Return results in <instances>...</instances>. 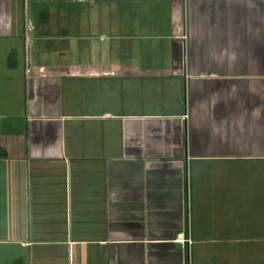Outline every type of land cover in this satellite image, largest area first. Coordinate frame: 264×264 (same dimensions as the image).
Returning a JSON list of instances; mask_svg holds the SVG:
<instances>
[{"label": "crops", "instance_id": "obj_1", "mask_svg": "<svg viewBox=\"0 0 264 264\" xmlns=\"http://www.w3.org/2000/svg\"><path fill=\"white\" fill-rule=\"evenodd\" d=\"M0 264H264V0H0Z\"/></svg>", "mask_w": 264, "mask_h": 264}, {"label": "rangeland", "instance_id": "obj_2", "mask_svg": "<svg viewBox=\"0 0 264 264\" xmlns=\"http://www.w3.org/2000/svg\"><path fill=\"white\" fill-rule=\"evenodd\" d=\"M59 53L62 54V51H57V54H58V55H59ZM64 53H67V52L64 51ZM10 56L12 57V59H15V58H14L15 55H14L13 53H11ZM59 56H61V55H59ZM194 217H195V216H194ZM197 224H198V225H197ZM200 224H202V223H200ZM200 224L196 221L197 228H198V227H199V228H203V227H205L203 224H202L203 226H201ZM194 225H195V219H194ZM195 227H196V226H195ZM204 260H205V259H204ZM202 261H203V260H202ZM206 261L209 262V260H207V259H206ZM196 262H197V261H196Z\"/></svg>", "mask_w": 264, "mask_h": 264}, {"label": "built area", "instance_id": "obj_3", "mask_svg": "<svg viewBox=\"0 0 264 264\" xmlns=\"http://www.w3.org/2000/svg\"><path fill=\"white\" fill-rule=\"evenodd\" d=\"M181 40H184V37H181ZM181 242L182 243H187L188 245L191 244V241L188 238L181 240Z\"/></svg>", "mask_w": 264, "mask_h": 264}]
</instances>
